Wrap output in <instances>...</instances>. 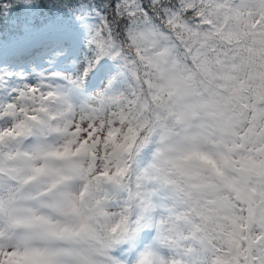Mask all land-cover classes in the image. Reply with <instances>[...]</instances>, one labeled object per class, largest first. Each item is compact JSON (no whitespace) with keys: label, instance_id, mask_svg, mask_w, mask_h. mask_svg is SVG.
Masks as SVG:
<instances>
[{"label":"snow or ice","instance_id":"6c2138e0","mask_svg":"<svg viewBox=\"0 0 264 264\" xmlns=\"http://www.w3.org/2000/svg\"><path fill=\"white\" fill-rule=\"evenodd\" d=\"M64 6L0 53V264H264V0Z\"/></svg>","mask_w":264,"mask_h":264},{"label":"trees","instance_id":"16d2710c","mask_svg":"<svg viewBox=\"0 0 264 264\" xmlns=\"http://www.w3.org/2000/svg\"><path fill=\"white\" fill-rule=\"evenodd\" d=\"M68 2L69 0H36L37 7L30 12L17 7L7 15L0 14V53L9 64L15 65L24 60L48 55L62 42L60 39L53 41L38 39L22 48L10 47L14 39L28 31L35 34L47 26L55 27L58 20L71 23V17L64 6Z\"/></svg>","mask_w":264,"mask_h":264},{"label":"rangeland","instance_id":"374dc122","mask_svg":"<svg viewBox=\"0 0 264 264\" xmlns=\"http://www.w3.org/2000/svg\"><path fill=\"white\" fill-rule=\"evenodd\" d=\"M38 39L47 40V41H53V40H58V39L62 40V35L60 31L57 29V27H53V28L46 27L40 30L36 35H33L31 31H28L22 37L20 36L16 40L12 41V43L10 44V47L22 48ZM46 56L47 55H43L39 57L38 59H33V60H35L37 64H42Z\"/></svg>","mask_w":264,"mask_h":264}]
</instances>
